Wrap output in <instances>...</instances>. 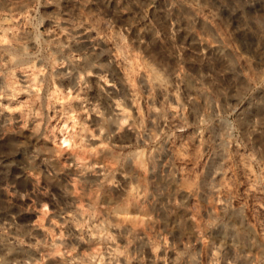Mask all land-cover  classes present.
<instances>
[{
	"label": "clouds",
	"instance_id": "1",
	"mask_svg": "<svg viewBox=\"0 0 264 264\" xmlns=\"http://www.w3.org/2000/svg\"><path fill=\"white\" fill-rule=\"evenodd\" d=\"M46 6L54 12L41 13ZM17 7L12 19L21 23L0 20V169L10 173L22 156L35 183L31 192L0 183V264L103 262L101 244L107 264L120 257L126 264H264V0H17ZM153 8L162 9L156 24ZM45 19L53 24L41 31ZM161 122L168 131H153ZM188 129L194 134L178 154L167 162L154 155L165 152L162 137L174 144ZM131 136L147 137V156L118 148ZM209 141L204 176L195 169ZM129 161L144 174L149 163L156 173L159 162L168 185L179 183L176 162L184 165L177 191L159 193L180 215L166 224L147 217L151 237L129 233L133 255L114 248L109 231L138 219L111 201L124 192L138 202L149 196L131 184ZM209 195L204 216L189 207ZM249 201L258 204L257 224L245 215ZM93 244L94 252L78 254Z\"/></svg>",
	"mask_w": 264,
	"mask_h": 264
},
{
	"label": "rangeland",
	"instance_id": "2",
	"mask_svg": "<svg viewBox=\"0 0 264 264\" xmlns=\"http://www.w3.org/2000/svg\"><path fill=\"white\" fill-rule=\"evenodd\" d=\"M158 4L162 3V0H157ZM115 4V0H113V6ZM92 11L96 12L98 11L93 6H89ZM9 9H12V11H9ZM20 11V9L17 7V0H6V6L3 8H0V20H10L13 25H18L22 22V18H17L15 20L12 19L15 12ZM89 9H85V12H88ZM162 11V9L153 8L149 10L148 17L149 22L152 24H156L158 20L161 19V17L158 15V13ZM41 13H48L51 14L54 12V8L52 6H46L41 7L40 9ZM103 15V13H101ZM107 16H104V19H107ZM66 19V17H65ZM53 21L51 19H45L44 24L41 26V31H44L50 27H52ZM159 26V25H158ZM62 37L61 39H63ZM74 51H79L75 46L73 47ZM155 55V53H153ZM145 59L151 61V57L145 53ZM39 66V63H38ZM17 76L20 77L21 73H17ZM67 82H65L66 84ZM59 84V82H58ZM28 97L26 94L22 95L20 97V101L23 102L27 100ZM161 103L163 102V97H160ZM7 103V101H5ZM13 106H18L14 104ZM143 106V105H142ZM159 106V105H158ZM54 114V113H49ZM135 114V110H134ZM195 117L194 114H189V123H192L194 121ZM55 121H53V126H55ZM153 131H168V127L161 122V126L159 129H153ZM194 134V129H188L185 133H177V139L175 140V143L172 142L164 143V138L162 137L161 143L163 144V147L165 149L164 153H154V155L160 156L161 159H163L165 162H167L168 157L172 156L174 153H179L182 146L187 144L188 139L191 135ZM205 140H208V136L205 135ZM147 140V137H145L144 140H137L135 136H131L128 139H126L123 142H117L118 148L123 150L124 154L127 155L129 152L131 153H139L141 150L145 151V155L147 156V151L149 150L148 145H146L145 141ZM48 146H52L51 141L48 142ZM213 150V145L211 141H209V144L205 145V158L202 160L199 165L196 166V173L197 174H203L204 176H207L210 168L209 165L212 164V161L209 160V155L211 154ZM19 164L22 166L13 167L10 170V173H8L6 170L0 169V183H3L5 180L7 183L12 184L14 183L16 186L15 190H19L21 192L23 191H29L31 192L35 181L31 178L26 179L28 177V173L24 171V168L28 167L27 161L22 157L18 156L16 157ZM187 167L191 169L193 166L192 164H188ZM152 164L149 163V173L144 174L141 172V170L135 166L134 163L131 161L126 162L125 164V170L134 171V175L136 176V179L131 181V184L141 183L142 187H146L149 196L147 199H141L139 202L133 198V196H130L128 192H124L121 196L116 198L114 201L110 202V205L112 208H114L116 211H118L121 215H127L129 217H136L137 220H133L129 223L125 224V228L121 230H114L109 229L110 232H112L113 235L116 236L115 244H113V247L115 248L116 245H119V250L123 251L126 247H128V241L131 238L129 233H131L133 236L139 233L140 235L151 237L152 231L147 230L148 229V220L147 217H152L155 221H160L161 224H166L171 219V216L173 213L175 215H180V212H177L174 206H169L167 203V196L168 193H165V195H159L160 192H162L166 187L168 188V192L174 193L177 191L179 184H182L184 181V173L182 171H179V169H183L184 165L180 163L179 161L176 162V169L177 175L174 178L179 183H172L171 185L166 184L164 180V172H167L168 169L165 168L161 170L159 162H157V172L152 173L151 172ZM20 176L21 178L19 180H16L17 176ZM231 175V174H230ZM239 176V173H237ZM119 178V177H118ZM192 177L189 176L188 179L190 180ZM203 178V176H202ZM217 179H220L218 177ZM43 182V181H42ZM131 184L127 185V187L130 190ZM6 195L4 193H0V196ZM183 195V194H182ZM180 198V197H178ZM207 202L205 203L203 200H200L199 198H193L190 201L189 207H199L200 215L204 216L208 211L212 210V197L209 195L207 198ZM102 198V203H103ZM30 203V201H29ZM250 208L245 210V215L248 218V222L250 224H257V216L255 212V208L258 207V204L253 207V202L249 201ZM105 206H108L106 204ZM261 212H264V209L260 210ZM111 219L115 220L114 217H110ZM23 220H29L35 219V216L33 215L31 218L28 216H25L22 218ZM261 220H264V216L260 217ZM138 223H142L143 227L136 228L135 225ZM47 225V222H46ZM157 231H161L162 228L159 226H154ZM58 231V230H57ZM171 240L172 237H169ZM98 245L93 244L91 246L88 245H80L78 248V254L83 255L84 252H94L96 247ZM101 254L105 256V259L103 262L99 261V258L97 260L93 261H87L86 264H107L106 261H108V257L106 252L104 251V245H99ZM135 245L133 247H128V253L130 255L135 254ZM145 254L148 255L147 250H145ZM126 258L120 257V264H126ZM124 260V262H123ZM133 264H136L134 261Z\"/></svg>",
	"mask_w": 264,
	"mask_h": 264
},
{
	"label": "bare ground",
	"instance_id": "3",
	"mask_svg": "<svg viewBox=\"0 0 264 264\" xmlns=\"http://www.w3.org/2000/svg\"><path fill=\"white\" fill-rule=\"evenodd\" d=\"M63 39H65V38H63ZM108 259V258H107ZM125 260V259H124ZM124 260H123V262H124ZM88 261V260H87ZM126 261V260H125ZM107 262V261H106Z\"/></svg>",
	"mask_w": 264,
	"mask_h": 264
}]
</instances>
